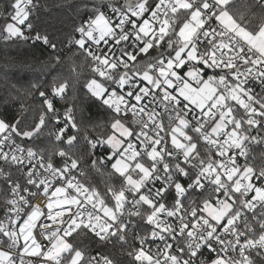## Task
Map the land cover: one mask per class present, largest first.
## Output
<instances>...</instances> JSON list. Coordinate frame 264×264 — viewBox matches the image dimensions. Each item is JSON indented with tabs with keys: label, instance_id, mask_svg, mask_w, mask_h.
Wrapping results in <instances>:
<instances>
[{
	"label": "snow or ice",
	"instance_id": "obj_1",
	"mask_svg": "<svg viewBox=\"0 0 264 264\" xmlns=\"http://www.w3.org/2000/svg\"><path fill=\"white\" fill-rule=\"evenodd\" d=\"M45 7L0 0L41 53L0 117V264H264V0H77L60 36Z\"/></svg>",
	"mask_w": 264,
	"mask_h": 264
},
{
	"label": "trees",
	"instance_id": "obj_2",
	"mask_svg": "<svg viewBox=\"0 0 264 264\" xmlns=\"http://www.w3.org/2000/svg\"><path fill=\"white\" fill-rule=\"evenodd\" d=\"M77 0H45L46 7L39 13L37 23L42 29L60 36L70 32L74 22H78L76 10L70 4ZM38 49L25 44H5L0 41V117L14 119L21 110V104L27 103L16 98V88L26 85L30 71L23 66L24 60L40 56ZM83 78V77H82ZM85 112L93 122L103 121L102 110L95 106H85Z\"/></svg>",
	"mask_w": 264,
	"mask_h": 264
}]
</instances>
